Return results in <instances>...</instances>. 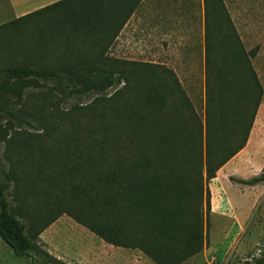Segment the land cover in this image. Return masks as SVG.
I'll return each mask as SVG.
<instances>
[{
	"label": "trees",
	"instance_id": "16d2710c",
	"mask_svg": "<svg viewBox=\"0 0 264 264\" xmlns=\"http://www.w3.org/2000/svg\"><path fill=\"white\" fill-rule=\"evenodd\" d=\"M142 2L61 0L0 27V38L9 41L22 34L20 45L30 62L63 53L50 66L0 68L5 76L0 99L7 97L0 112L22 127L37 126L6 106L14 100L22 103L27 88L42 90L51 84L49 91L64 102L119 88L109 99L97 97L90 107H52L49 116L68 125L69 134L62 135L72 140V146L58 147L54 157L45 148L39 151L44 167L55 160L57 169L45 172L35 158L24 163L13 153L17 138L6 139L11 152L5 168L0 163V238L17 257L33 264H69L51 254L41 239L63 215L109 245L141 251L155 264H184L207 247L210 184L246 148L264 88L223 0H205L202 123L172 69L108 55ZM104 102H112L111 107L94 106ZM8 128L21 135L12 124ZM44 130L49 131L47 126ZM28 136L30 144L40 141L39 133ZM31 146L27 151L35 154ZM230 180L264 185V172ZM255 264H264V258Z\"/></svg>",
	"mask_w": 264,
	"mask_h": 264
},
{
	"label": "rangeland",
	"instance_id": "374dc122",
	"mask_svg": "<svg viewBox=\"0 0 264 264\" xmlns=\"http://www.w3.org/2000/svg\"><path fill=\"white\" fill-rule=\"evenodd\" d=\"M223 2L236 35L241 39L246 51L251 53V63L264 88V0H223ZM16 19L12 10L5 7V16L0 14V27ZM213 19L218 20V17H212ZM4 32L2 31L1 35H4ZM21 37L20 33L18 40L9 41L5 37L0 38V68L21 64L34 66L48 64L50 66L63 55L60 51L47 57H35L33 62H30V58L23 54L25 49L20 45ZM221 37L217 34L216 41L219 42ZM144 45V41L136 40L132 43L128 42L127 47V43L123 45L120 40H115L108 55L120 61L152 63L157 60L153 64L172 69L179 76V80L187 91L202 123H205L204 63L199 62L197 57L196 62L177 63L175 56L171 57L168 54L164 57V53L159 52L161 49L151 47V49H147ZM1 80H5L4 75H0ZM51 87L52 85L48 84L42 90L27 88L24 90L22 103H17L14 100L6 106L9 110L29 120L34 126H37L36 128L25 125L22 127L19 121L14 120L4 111L0 112V163L3 168L6 164V156L11 152V149L7 148L6 139L14 136L17 138L18 145L14 146L16 150L13 153L24 163L31 162L35 158L38 164H43L39 153L44 150L42 148L53 153L54 157L58 155L55 153L58 147H65L67 144L72 146V140L67 137L63 138L62 135L64 131L69 134L67 132L68 125L62 126L63 123L59 118L54 121L49 116L52 107H54V111L56 108L66 111L75 105L90 107L97 97L109 99L119 90L117 87H112L106 89L102 94H91L89 97L75 95L70 101L64 102L55 96L56 92L52 94L49 91ZM5 98L7 99L5 96L0 99V104H5ZM105 103L107 102L97 103L94 106L111 107L110 103L112 102ZM3 106L5 108V105ZM39 119L45 120L43 124L38 123ZM9 124H12L21 135H15L13 130H9L11 129L8 128ZM44 126L48 127V133L44 132ZM6 130H9V133L5 132ZM28 133H31V139L34 138V133H39L40 141H33L30 144ZM6 134H8L7 138ZM57 140L64 141H61L62 145H57L56 148L51 147ZM28 145L36 147L35 154H29ZM32 165L36 166L35 163ZM51 165H46L45 168L43 164V167L40 168H44L45 172L48 171V168L49 170L58 168L55 160H51ZM262 172H264V96L246 148L231 163L221 169L217 178L210 184L212 212L208 218L207 247L201 254L184 264H255L258 259L264 258V185L252 187L230 180L231 177L249 180ZM41 239L51 254L69 264H105L107 257L119 259L113 253L112 246L67 215L61 216L52 224L41 235ZM137 253L138 259L141 261L142 255L138 250ZM4 256L5 243L0 238V259ZM19 259H22L24 264H32L31 260L27 258ZM147 264L155 263L151 261Z\"/></svg>",
	"mask_w": 264,
	"mask_h": 264
},
{
	"label": "crops",
	"instance_id": "0c3cea01",
	"mask_svg": "<svg viewBox=\"0 0 264 264\" xmlns=\"http://www.w3.org/2000/svg\"><path fill=\"white\" fill-rule=\"evenodd\" d=\"M57 1L59 0H0V14L5 16L6 7L12 10L14 17L20 18ZM206 14L205 0H143L117 40L123 45L127 43V47L128 42L144 41L147 49L150 47L161 49L159 52L164 53V57L168 54L171 57L175 56L177 63L181 64L196 62L197 57L199 62L204 63L205 68ZM154 62L156 63L157 60ZM112 248L116 258L119 259L107 257L105 264L151 262L139 250L142 255L141 261L138 259L137 250L114 246ZM19 258L22 257L15 256L5 244V256L1 257L0 264H24Z\"/></svg>",
	"mask_w": 264,
	"mask_h": 264
}]
</instances>
